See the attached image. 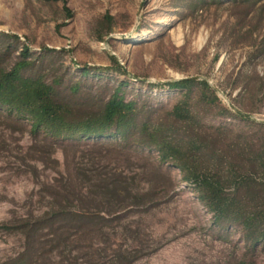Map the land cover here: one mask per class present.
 Listing matches in <instances>:
<instances>
[{
	"label": "rangeland",
	"instance_id": "obj_1",
	"mask_svg": "<svg viewBox=\"0 0 264 264\" xmlns=\"http://www.w3.org/2000/svg\"><path fill=\"white\" fill-rule=\"evenodd\" d=\"M0 32L21 40L8 67L28 46L27 74L58 85L76 118L127 81L141 118L185 135L172 116L183 94L168 84L207 80L221 106L198 107L212 153L239 166L247 139L264 157V128L248 121H264V0H0ZM251 176L264 197V173ZM0 264H264V245L214 226L157 150L52 140L0 112Z\"/></svg>",
	"mask_w": 264,
	"mask_h": 264
},
{
	"label": "trees",
	"instance_id": "obj_2",
	"mask_svg": "<svg viewBox=\"0 0 264 264\" xmlns=\"http://www.w3.org/2000/svg\"><path fill=\"white\" fill-rule=\"evenodd\" d=\"M106 19L112 24L110 16ZM20 41L15 34L0 32V112L29 122L32 133L44 134L52 140L120 141L157 150L161 161L178 167L183 181L196 189L200 202L213 214L214 226L223 231L239 229L251 249L264 245V197L253 192L257 180L251 176L252 169L264 173L263 154H255L247 139L241 144L244 162L239 166L226 156L212 153L210 142L199 133L206 126L201 122L198 107L221 106L216 90L207 80L187 78L168 84L171 90L183 94L172 116L187 126L185 135L174 125L141 118L137 101L126 98L127 81L118 84L100 112L76 118L71 107L57 98L58 85L49 84L42 75L27 74L33 65L28 61L32 57L28 46L24 45L18 55L23 60L8 67L6 62L19 48ZM54 52L57 50H48ZM83 74L89 76L88 68ZM221 109L228 117L232 116L228 109ZM248 121L264 128V121ZM221 167L226 169L225 175L221 174ZM241 191L245 194H240Z\"/></svg>",
	"mask_w": 264,
	"mask_h": 264
}]
</instances>
